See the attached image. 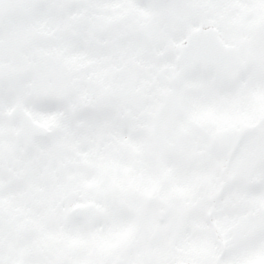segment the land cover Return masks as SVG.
Wrapping results in <instances>:
<instances>
[{"label": "snow or ice", "instance_id": "6c2138e0", "mask_svg": "<svg viewBox=\"0 0 264 264\" xmlns=\"http://www.w3.org/2000/svg\"><path fill=\"white\" fill-rule=\"evenodd\" d=\"M0 264H264V0H0Z\"/></svg>", "mask_w": 264, "mask_h": 264}]
</instances>
